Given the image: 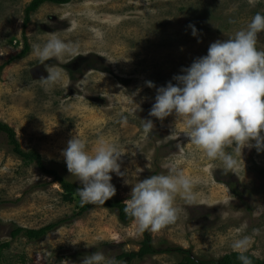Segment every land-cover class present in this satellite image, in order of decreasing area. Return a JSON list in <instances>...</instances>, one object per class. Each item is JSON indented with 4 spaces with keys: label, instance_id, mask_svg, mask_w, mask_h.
Wrapping results in <instances>:
<instances>
[{
    "label": "rangeland",
    "instance_id": "rangeland-1",
    "mask_svg": "<svg viewBox=\"0 0 264 264\" xmlns=\"http://www.w3.org/2000/svg\"><path fill=\"white\" fill-rule=\"evenodd\" d=\"M32 2L0 0V121L15 131L21 147L40 152L48 167L79 182L63 172L62 150L69 139L81 135L89 152L101 138L108 139L125 152L119 161L125 176L112 173L114 199L126 204L135 183L177 165L198 181L193 189L197 201L187 205L178 196V220L158 232L139 233L134 219L123 221L118 211L103 206L79 215L85 206L79 195L66 199L61 182L21 159L0 132V246L9 244L0 264H81L95 251L118 264L184 260L178 251L118 259L139 253L147 236L157 249L183 248L202 260L237 252L233 241L252 236L249 253L264 260V152L244 148L235 154V172L225 173L220 161L209 160L192 145L175 114L163 121L149 115L157 88L176 84L173 76L206 55L212 42L229 39L257 12L264 13V0L254 5L249 0L46 2L31 11L26 24ZM189 24L199 29V38L192 36ZM52 34L78 45L81 54L65 57L69 62L63 65L55 59L40 64L33 44ZM26 44L29 50L22 55ZM257 47L264 50V33ZM46 64L63 69L62 85L43 84ZM143 119L153 120L152 133L143 131ZM57 222L61 224L38 241L25 233L11 235L17 227L37 229Z\"/></svg>",
    "mask_w": 264,
    "mask_h": 264
},
{
    "label": "clouds",
    "instance_id": "clouds-1",
    "mask_svg": "<svg viewBox=\"0 0 264 264\" xmlns=\"http://www.w3.org/2000/svg\"><path fill=\"white\" fill-rule=\"evenodd\" d=\"M257 2L249 0L253 5ZM189 27L192 36L199 38L196 25ZM261 33H264V13L257 12L246 27L227 40L212 42L206 55L182 68V74L174 75L176 84L169 81L157 88L149 112L161 121L175 114L176 120L185 124L183 133L192 145L209 160L220 161L225 173L235 172L238 166L235 154L242 153L244 148L264 152V50L257 47ZM33 52L40 64L55 59L61 65L69 62L65 57L81 54L78 45L56 34L34 43ZM45 67L48 75L40 78L43 84L49 88L62 85L63 69H53L47 64ZM146 83L156 87L153 81ZM143 120V131L152 133L153 120ZM122 122L126 123V118L122 117ZM124 153L108 139L101 138L92 152L81 135L74 134L69 139L62 155L69 173L81 184L78 188L81 205H105L115 196L112 173L125 176L119 162ZM166 167L167 174H154L135 183L126 200L124 210L136 222L139 233L158 232L176 223L180 211L176 204L178 196L187 205L197 201L193 189L198 181L186 176L177 165ZM259 233V229L254 230L255 235ZM253 243L252 236L233 241L231 247L239 253L242 264H253L248 255ZM81 264H118V261L95 251L85 256Z\"/></svg>",
    "mask_w": 264,
    "mask_h": 264
},
{
    "label": "trees",
    "instance_id": "trees-1",
    "mask_svg": "<svg viewBox=\"0 0 264 264\" xmlns=\"http://www.w3.org/2000/svg\"><path fill=\"white\" fill-rule=\"evenodd\" d=\"M68 1L69 0H33V2L30 4V6L27 9L26 24L29 21L30 18L29 15L31 11L38 9L42 4L46 2L66 3ZM28 50H29V46L28 44H26L25 50L22 53V55L26 54ZM0 132H3L7 135L9 139V144L13 147V151L15 154H17L21 159H23L27 163H31V162L36 163L43 170V172L54 176L55 180L60 181L63 188L65 189L66 192L65 198L68 199L69 201H74V195L78 194V188L81 187L80 182L69 179L62 173L60 169L48 167L45 164L44 159L40 154V152L36 150H31V151L24 150L16 138L15 131L8 124L3 123L1 121H0ZM63 172L66 174L68 172L67 168H64ZM97 206H103L109 208L110 210L118 211L119 217L123 221L133 220L124 210L125 203H123L121 200L114 199V197L106 201L105 205L86 204L85 206H83L79 215ZM60 224L61 222H57L54 224L46 225L42 228L27 229V230H25V228L23 227H17L12 231L11 235L13 237H16L22 233H25L26 237H28L30 241H38L44 238L46 235H48L52 230H55ZM8 246H9L8 243H4L0 246V256H2L3 249ZM168 251H178L180 253L185 254L184 260L180 261L179 264H242V262L238 258L239 257L238 252H232L217 260H202L193 256L190 250H186L183 248H169L165 250L157 249L153 246L151 238L148 236L146 237L143 247L141 248L139 253L123 254L118 256V259L133 258L135 256L142 257L147 254H156V253L168 252ZM248 255L251 256L253 260V264H264V260L256 257L254 254L248 253Z\"/></svg>",
    "mask_w": 264,
    "mask_h": 264
},
{
    "label": "bare ground",
    "instance_id": "bare-ground-1",
    "mask_svg": "<svg viewBox=\"0 0 264 264\" xmlns=\"http://www.w3.org/2000/svg\"><path fill=\"white\" fill-rule=\"evenodd\" d=\"M80 33V32H79Z\"/></svg>",
    "mask_w": 264,
    "mask_h": 264
}]
</instances>
